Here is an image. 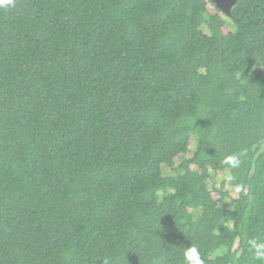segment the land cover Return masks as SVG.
<instances>
[{"label": "trees", "instance_id": "1", "mask_svg": "<svg viewBox=\"0 0 264 264\" xmlns=\"http://www.w3.org/2000/svg\"><path fill=\"white\" fill-rule=\"evenodd\" d=\"M223 14L0 0V264H264V0Z\"/></svg>", "mask_w": 264, "mask_h": 264}, {"label": "rangeland", "instance_id": "2", "mask_svg": "<svg viewBox=\"0 0 264 264\" xmlns=\"http://www.w3.org/2000/svg\"><path fill=\"white\" fill-rule=\"evenodd\" d=\"M224 21L231 27L234 29V24L232 23V21H230V19L225 15L223 14L222 15ZM197 146H198V141H197V138L195 136L192 137V142H191V145H190V151L189 153L187 154L188 157L192 156L193 153L196 151L197 149ZM180 162V158H177V163ZM194 167V166H192ZM163 169H164V172L167 174V173H170L172 172V170L170 169V167H168L167 165H163ZM227 178H230V174L228 173V170H222V171H214V170H210V179L208 181V183L210 185H215V186H219L220 183H222L225 179ZM211 187V186H210ZM230 190V193H231V197H225V198H222V199H219L220 203L221 204H228L229 207H233L234 205V201H233V198L234 197H237L238 196V192L233 190L232 188H229ZM213 195L217 198L219 195L218 193L215 191L213 192Z\"/></svg>", "mask_w": 264, "mask_h": 264}, {"label": "clouds", "instance_id": "3", "mask_svg": "<svg viewBox=\"0 0 264 264\" xmlns=\"http://www.w3.org/2000/svg\"><path fill=\"white\" fill-rule=\"evenodd\" d=\"M7 2L10 4L11 0H7ZM251 248L254 252L255 258L257 260L264 261V244L257 243L256 241H252ZM185 261H186V264H190V261H188L187 255H185Z\"/></svg>", "mask_w": 264, "mask_h": 264}, {"label": "water", "instance_id": "4", "mask_svg": "<svg viewBox=\"0 0 264 264\" xmlns=\"http://www.w3.org/2000/svg\"><path fill=\"white\" fill-rule=\"evenodd\" d=\"M238 0H213L216 6L221 9L225 14L231 15L232 9Z\"/></svg>", "mask_w": 264, "mask_h": 264}]
</instances>
